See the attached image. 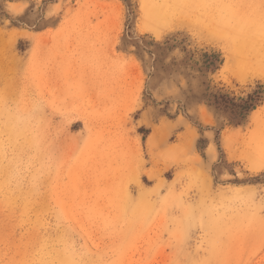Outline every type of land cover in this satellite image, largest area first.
I'll use <instances>...</instances> for the list:
<instances>
[{
  "label": "rangeland",
  "instance_id": "rangeland-1",
  "mask_svg": "<svg viewBox=\"0 0 264 264\" xmlns=\"http://www.w3.org/2000/svg\"><path fill=\"white\" fill-rule=\"evenodd\" d=\"M257 91L264 0H0V264H264Z\"/></svg>",
  "mask_w": 264,
  "mask_h": 264
},
{
  "label": "trees",
  "instance_id": "trees-1",
  "mask_svg": "<svg viewBox=\"0 0 264 264\" xmlns=\"http://www.w3.org/2000/svg\"><path fill=\"white\" fill-rule=\"evenodd\" d=\"M205 69L207 71L217 70L218 63H221L218 56H209L206 54ZM210 103L218 110L229 113L234 124L240 125L247 118V116L260 107L264 101V94L261 91L250 95L248 99L235 100L225 95H211Z\"/></svg>",
  "mask_w": 264,
  "mask_h": 264
}]
</instances>
